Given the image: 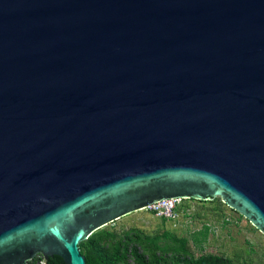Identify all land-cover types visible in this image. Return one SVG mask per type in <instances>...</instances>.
Wrapping results in <instances>:
<instances>
[{"label": "water", "instance_id": "obj_1", "mask_svg": "<svg viewBox=\"0 0 264 264\" xmlns=\"http://www.w3.org/2000/svg\"><path fill=\"white\" fill-rule=\"evenodd\" d=\"M216 197L264 234V0H0V264Z\"/></svg>", "mask_w": 264, "mask_h": 264}, {"label": "rangeland", "instance_id": "obj_2", "mask_svg": "<svg viewBox=\"0 0 264 264\" xmlns=\"http://www.w3.org/2000/svg\"><path fill=\"white\" fill-rule=\"evenodd\" d=\"M186 204L188 208L185 211L180 210L175 217L164 221L161 216L145 208L106 226H113L118 230L136 227L148 234L169 230L179 237H187L195 255L203 252L226 254L231 257L238 255L253 264H264V234L254 228L246 218L220 203L217 198L189 199ZM204 227L208 228L207 236L200 249V246L193 242L191 235ZM34 264H43L41 256H35Z\"/></svg>", "mask_w": 264, "mask_h": 264}, {"label": "trees", "instance_id": "obj_3", "mask_svg": "<svg viewBox=\"0 0 264 264\" xmlns=\"http://www.w3.org/2000/svg\"><path fill=\"white\" fill-rule=\"evenodd\" d=\"M216 198L222 203L219 197ZM187 200L189 199H180L174 209L175 215L188 208ZM161 217L163 221L169 218ZM207 229L204 227L191 235L193 242L199 245L200 249L201 243L206 239ZM162 239L170 242H162ZM79 248L86 264H253L238 255L231 257L211 252L195 255L187 237H179L169 230L148 234L136 227L118 230L113 226H104L81 241ZM39 256L43 264H66L63 258L56 254L50 256L46 262L42 255ZM34 260L35 257L28 264H34Z\"/></svg>", "mask_w": 264, "mask_h": 264}, {"label": "built area", "instance_id": "obj_4", "mask_svg": "<svg viewBox=\"0 0 264 264\" xmlns=\"http://www.w3.org/2000/svg\"><path fill=\"white\" fill-rule=\"evenodd\" d=\"M179 201L180 199L177 198L162 199L149 204L146 208L153 211L156 215L172 218L175 216L174 209Z\"/></svg>", "mask_w": 264, "mask_h": 264}, {"label": "flooded vegetation", "instance_id": "obj_5", "mask_svg": "<svg viewBox=\"0 0 264 264\" xmlns=\"http://www.w3.org/2000/svg\"><path fill=\"white\" fill-rule=\"evenodd\" d=\"M249 222V221H248Z\"/></svg>", "mask_w": 264, "mask_h": 264}]
</instances>
